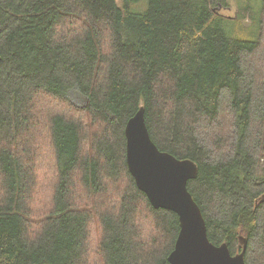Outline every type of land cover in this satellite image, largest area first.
Segmentation results:
<instances>
[{"label": "trees", "instance_id": "trees-1", "mask_svg": "<svg viewBox=\"0 0 264 264\" xmlns=\"http://www.w3.org/2000/svg\"><path fill=\"white\" fill-rule=\"evenodd\" d=\"M140 109L197 164L209 241L264 264V0H0V264H168L179 217L127 166Z\"/></svg>", "mask_w": 264, "mask_h": 264}, {"label": "water", "instance_id": "water-1", "mask_svg": "<svg viewBox=\"0 0 264 264\" xmlns=\"http://www.w3.org/2000/svg\"><path fill=\"white\" fill-rule=\"evenodd\" d=\"M144 113L140 109L125 127L127 166L155 209L179 217L180 231L168 264H246L244 237L239 239L244 249L236 255L227 244L217 246L209 241L202 210L188 190L190 179L198 175L197 164L161 151L151 139Z\"/></svg>", "mask_w": 264, "mask_h": 264}, {"label": "rangeland", "instance_id": "rangeland-1", "mask_svg": "<svg viewBox=\"0 0 264 264\" xmlns=\"http://www.w3.org/2000/svg\"><path fill=\"white\" fill-rule=\"evenodd\" d=\"M217 8H219V7H217ZM218 12H220V13H222V14H224V15H226V16H231V17H237L238 16V14L240 13V11L239 12H237L235 9H233V10H228V9H224V8H219L218 9ZM248 23V21H246V24ZM46 98H43V100H45ZM41 106H42V108H44L45 110H51V109H54V110H56V111H68L65 107H63V106H56L55 104L54 105H52V106H49V105H47V103L46 104H40ZM63 111V112H64ZM68 115H70L71 117H73V118H75V119H78V120H80V121H82L83 123H86L87 122V118H86V116H84L85 114L83 113V112H81V111H77V110H75V111H73L72 113H69L68 112ZM95 229H96V225H94V227H93V231H92V239H94L95 237H96V232H95ZM148 235L149 236H151V235H153L152 233H151V231H149L148 232ZM148 236V237H149ZM147 237V235L146 234H144L143 235V239L142 240H144V241H146V242H148V241H150V239H151V237H149L148 238ZM92 258H94V256L93 255H90V260H92Z\"/></svg>", "mask_w": 264, "mask_h": 264}]
</instances>
